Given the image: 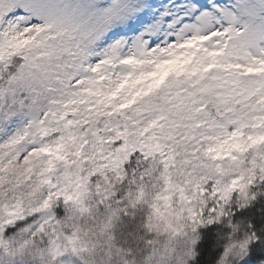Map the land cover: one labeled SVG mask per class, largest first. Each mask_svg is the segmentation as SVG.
<instances>
[{"label": "snow or ice", "instance_id": "1", "mask_svg": "<svg viewBox=\"0 0 264 264\" xmlns=\"http://www.w3.org/2000/svg\"><path fill=\"white\" fill-rule=\"evenodd\" d=\"M0 264H264V0H0Z\"/></svg>", "mask_w": 264, "mask_h": 264}]
</instances>
